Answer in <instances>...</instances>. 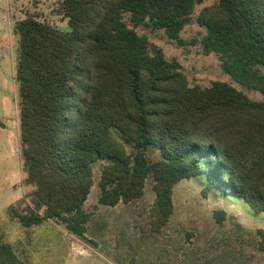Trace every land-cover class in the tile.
<instances>
[{
  "label": "trees",
  "instance_id": "1",
  "mask_svg": "<svg viewBox=\"0 0 264 264\" xmlns=\"http://www.w3.org/2000/svg\"><path fill=\"white\" fill-rule=\"evenodd\" d=\"M204 1L60 0L67 30L33 16L15 23L20 162L32 190L29 203L5 211L26 237L51 221L95 247L85 203L98 163L99 206L130 204L152 181L151 234L169 223L183 180L202 178L204 197L232 194L264 213V0H217L196 18L203 53L220 55L222 70L261 101L225 82L190 86L181 65L135 30L149 25L181 44ZM213 216L221 224L225 213ZM257 235L264 254V229ZM0 264H26L1 227Z\"/></svg>",
  "mask_w": 264,
  "mask_h": 264
},
{
  "label": "rangeland",
  "instance_id": "2",
  "mask_svg": "<svg viewBox=\"0 0 264 264\" xmlns=\"http://www.w3.org/2000/svg\"><path fill=\"white\" fill-rule=\"evenodd\" d=\"M59 2L0 0V121L6 122V115L10 113L9 121L15 137L11 144L0 136V227L6 239H15L17 227L6 208L21 198L27 197L26 203H29L31 192L23 185V174L19 172L16 144L18 102L13 81L18 44L12 29L18 21L33 16L41 23L67 30V19L59 12ZM216 2L205 0L196 6L191 22L180 34L181 44L170 40L163 30H154L149 25L138 26L135 30L147 37L150 46L161 49L167 61L175 60L181 65L190 86L204 88L215 81L225 82L250 100L261 101L260 93L240 86L222 70L220 55L203 53L201 40L205 29L197 24L196 18L203 8ZM126 22L133 28L127 19ZM125 146L129 152L130 147L126 143ZM101 168V163L93 168L94 185L85 204L93 213L87 226L88 237L99 242L96 264H264V254L257 247V230L264 229V213L254 214L234 195L222 197L211 191L204 197V179L183 180L174 187V214L169 223L160 234H151L152 181L146 182L144 195L130 204L98 206ZM216 211L225 213L221 224L213 216ZM36 239H40V232ZM42 239L77 238L51 230L45 231ZM62 262L60 258L52 260L54 264Z\"/></svg>",
  "mask_w": 264,
  "mask_h": 264
},
{
  "label": "crops",
  "instance_id": "3",
  "mask_svg": "<svg viewBox=\"0 0 264 264\" xmlns=\"http://www.w3.org/2000/svg\"><path fill=\"white\" fill-rule=\"evenodd\" d=\"M6 116H8V120L6 122L0 121V136L3 140L6 138V141L12 144L15 137L12 133L9 121L10 113ZM18 136H16V144L19 155V172H22ZM24 178L25 175L23 174L22 182ZM29 189L32 190L31 187H29ZM85 209L87 210L86 207ZM15 226H17L15 227V239L6 240L8 243L13 245L17 256L26 264H54L52 263V260L57 258L63 259V262L60 264H96L98 262L95 256L99 255V242L97 239L88 237V230L86 234L88 240L93 242L95 247L81 241L80 239H42L44 232H50L51 230H57L63 232L67 236H72L69 235L62 227L51 221H46L41 225L32 228L28 237L25 236L23 227H21L18 223H15ZM38 232H40V239H36Z\"/></svg>",
  "mask_w": 264,
  "mask_h": 264
}]
</instances>
